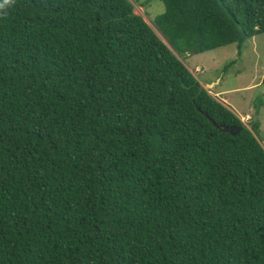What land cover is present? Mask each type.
Here are the masks:
<instances>
[{
    "label": "trees",
    "instance_id": "16d2710c",
    "mask_svg": "<svg viewBox=\"0 0 264 264\" xmlns=\"http://www.w3.org/2000/svg\"><path fill=\"white\" fill-rule=\"evenodd\" d=\"M161 1L166 41L131 0L0 13V264H264L259 121L184 62L264 0Z\"/></svg>",
    "mask_w": 264,
    "mask_h": 264
},
{
    "label": "rangeland",
    "instance_id": "374dc122",
    "mask_svg": "<svg viewBox=\"0 0 264 264\" xmlns=\"http://www.w3.org/2000/svg\"><path fill=\"white\" fill-rule=\"evenodd\" d=\"M131 1L134 12L142 15L165 40L153 22L155 16L164 11V3L161 0ZM184 62L204 87L228 105L243 123L248 124L247 119L251 117L259 121L258 137L264 147V32L247 38L242 44L231 43L188 54ZM208 81L216 83L208 87Z\"/></svg>",
    "mask_w": 264,
    "mask_h": 264
},
{
    "label": "water",
    "instance_id": "95a60500",
    "mask_svg": "<svg viewBox=\"0 0 264 264\" xmlns=\"http://www.w3.org/2000/svg\"><path fill=\"white\" fill-rule=\"evenodd\" d=\"M215 83H216L215 81L208 83V87L213 86ZM220 128L224 131H228L232 135H236L239 132V130L242 128V126L229 125V126H222Z\"/></svg>",
    "mask_w": 264,
    "mask_h": 264
},
{
    "label": "clouds",
    "instance_id": "9594fccd",
    "mask_svg": "<svg viewBox=\"0 0 264 264\" xmlns=\"http://www.w3.org/2000/svg\"><path fill=\"white\" fill-rule=\"evenodd\" d=\"M15 3V0H0V13L7 14V10L13 6ZM249 120V118H248Z\"/></svg>",
    "mask_w": 264,
    "mask_h": 264
},
{
    "label": "crops",
    "instance_id": "0c3cea01",
    "mask_svg": "<svg viewBox=\"0 0 264 264\" xmlns=\"http://www.w3.org/2000/svg\"><path fill=\"white\" fill-rule=\"evenodd\" d=\"M223 91V90H222ZM247 113H245V115H246ZM247 115H249V114H247ZM250 116V115H249Z\"/></svg>",
    "mask_w": 264,
    "mask_h": 264
},
{
    "label": "built area",
    "instance_id": "2783aa9c",
    "mask_svg": "<svg viewBox=\"0 0 264 264\" xmlns=\"http://www.w3.org/2000/svg\"><path fill=\"white\" fill-rule=\"evenodd\" d=\"M248 120V119H247ZM242 121H244V120H242Z\"/></svg>",
    "mask_w": 264,
    "mask_h": 264
}]
</instances>
